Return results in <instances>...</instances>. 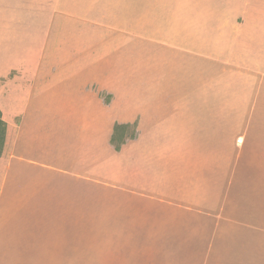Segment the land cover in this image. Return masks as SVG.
I'll return each mask as SVG.
<instances>
[{
	"label": "crops",
	"instance_id": "crops-1",
	"mask_svg": "<svg viewBox=\"0 0 264 264\" xmlns=\"http://www.w3.org/2000/svg\"><path fill=\"white\" fill-rule=\"evenodd\" d=\"M40 1L0 0V264H264V0L82 2L122 39L60 155L31 118ZM116 123L137 128L120 150Z\"/></svg>",
	"mask_w": 264,
	"mask_h": 264
},
{
	"label": "rangeland",
	"instance_id": "rangeland-1",
	"mask_svg": "<svg viewBox=\"0 0 264 264\" xmlns=\"http://www.w3.org/2000/svg\"><path fill=\"white\" fill-rule=\"evenodd\" d=\"M102 1H53L55 25L35 80L37 109L31 118L39 122L37 135L51 144L58 155L67 151L64 145L81 143L83 137L87 138L97 106L109 98L101 85L122 33L76 15L82 2L90 10L94 5L101 6ZM258 18L241 16V23L257 22ZM127 130L128 135L134 132L133 127ZM2 131L0 125V141Z\"/></svg>",
	"mask_w": 264,
	"mask_h": 264
},
{
	"label": "trees",
	"instance_id": "trees-1",
	"mask_svg": "<svg viewBox=\"0 0 264 264\" xmlns=\"http://www.w3.org/2000/svg\"><path fill=\"white\" fill-rule=\"evenodd\" d=\"M111 98V95L109 96L107 102L109 101V99ZM0 125L2 127V137H1V141H0V152H1V148L4 142V138H5V122L3 121V119H1V111H0ZM133 127L134 128V132L129 134L127 133V129ZM124 130L126 131L124 133ZM137 135V128L135 124H131V123H116L115 124V128H114V132L111 136L110 142L111 144L117 149L120 150L122 145L130 138H134Z\"/></svg>",
	"mask_w": 264,
	"mask_h": 264
}]
</instances>
